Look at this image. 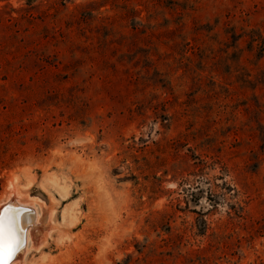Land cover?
Returning <instances> with one entry per match:
<instances>
[{
  "label": "rangeland",
  "instance_id": "1",
  "mask_svg": "<svg viewBox=\"0 0 264 264\" xmlns=\"http://www.w3.org/2000/svg\"><path fill=\"white\" fill-rule=\"evenodd\" d=\"M263 40L264 0H0L17 263L264 264Z\"/></svg>",
  "mask_w": 264,
  "mask_h": 264
},
{
  "label": "bare ground",
  "instance_id": "2",
  "mask_svg": "<svg viewBox=\"0 0 264 264\" xmlns=\"http://www.w3.org/2000/svg\"><path fill=\"white\" fill-rule=\"evenodd\" d=\"M25 193L26 192L21 191V189L18 190L15 187H11L9 194L6 196L4 201L1 203H6L7 201H10L11 203H14V204H20L23 206L33 207L34 214H27V213L24 214L22 217V225H23V223H26L27 221L33 222V224L35 225L36 221L38 219L41 220V218H39V212L40 211L37 210V208L38 207L42 208L43 205L40 202H38L37 200L33 199L34 197L28 198V196ZM50 216H51V210H48L47 218H50ZM48 229H49L48 226L38 227L36 225L34 227L31 226L30 228H28L26 230V247H25V249L28 248L29 246H32V245L40 246L44 240L43 236H45L42 231H45V233H46V232H48ZM25 249H24V251H25ZM19 257H20V254L17 256V259L12 261L10 264H18L17 261H18Z\"/></svg>",
  "mask_w": 264,
  "mask_h": 264
},
{
  "label": "water",
  "instance_id": "3",
  "mask_svg": "<svg viewBox=\"0 0 264 264\" xmlns=\"http://www.w3.org/2000/svg\"><path fill=\"white\" fill-rule=\"evenodd\" d=\"M0 227L7 229L11 227L18 241V247L8 264L17 259L26 247V230L33 226V222L27 221L22 225V217L24 214H34L33 207L14 204L10 201L0 203Z\"/></svg>",
  "mask_w": 264,
  "mask_h": 264
},
{
  "label": "snow or ice",
  "instance_id": "4",
  "mask_svg": "<svg viewBox=\"0 0 264 264\" xmlns=\"http://www.w3.org/2000/svg\"><path fill=\"white\" fill-rule=\"evenodd\" d=\"M17 247L14 230L11 227L6 230L0 227V264H8Z\"/></svg>",
  "mask_w": 264,
  "mask_h": 264
},
{
  "label": "trees",
  "instance_id": "5",
  "mask_svg": "<svg viewBox=\"0 0 264 264\" xmlns=\"http://www.w3.org/2000/svg\"><path fill=\"white\" fill-rule=\"evenodd\" d=\"M259 47L262 48L261 50H264V40L260 42Z\"/></svg>",
  "mask_w": 264,
  "mask_h": 264
}]
</instances>
